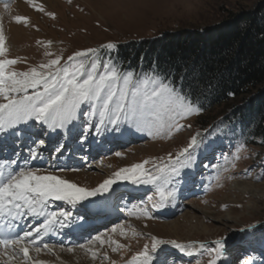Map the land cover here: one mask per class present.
Returning a JSON list of instances; mask_svg holds the SVG:
<instances>
[{
    "label": "rangeland",
    "instance_id": "obj_1",
    "mask_svg": "<svg viewBox=\"0 0 264 264\" xmlns=\"http://www.w3.org/2000/svg\"><path fill=\"white\" fill-rule=\"evenodd\" d=\"M8 1L6 8H10L11 3L18 0ZM19 1L29 6V15H22L17 11L13 17L25 16L27 23H16L15 18L12 20L10 18L5 23L0 10V27L3 29L6 49L0 59L18 60V63L11 66V70L17 72L38 68L40 64L58 56L61 57V65L71 64L72 62L68 61L69 56L88 49L98 51L95 56L90 54L88 58L77 57L75 63L83 61L87 67L96 59L100 65L109 62L115 65L112 57L118 46L153 43L168 35L179 38L196 33L202 35L253 11L262 2V0H56L58 4L53 2L54 5L50 4L51 7L45 0ZM49 6L54 8L50 9ZM12 22L21 29L20 35L18 34L20 40L24 39L18 44L9 45L6 27ZM28 35L29 37H26ZM109 43L115 47L108 49L106 45ZM120 70L132 71L128 68ZM28 94H32L31 89ZM83 109L80 114L82 123L80 126L84 132L80 135L84 140H97L110 134L113 137L123 135L126 128L134 130L126 123H122L118 129L107 125L97 133L98 114L95 116L89 114L94 111L90 105L85 104ZM226 111L221 107L214 108L210 113L201 110L199 114L181 120L183 128L180 131L174 130L170 136L163 133L149 135L145 132V136L148 137L139 138L142 139L140 141L130 139L126 147H119L110 152L112 149L109 146L106 155L96 158L95 162L88 163L86 159V166L78 171L73 168L58 171L47 169L53 174H85L82 183L84 186L90 185L94 188L121 168L130 167L144 160L162 163L169 154L175 156L187 147L191 138L197 134L198 139H204L203 146L194 150L196 156L194 167L185 170L183 182L176 185L179 191L175 201L161 209L153 208L148 197L154 196V189L147 185L150 189L136 200L132 216L121 219L104 230V234H107V236L103 234L104 239L111 238L127 247L113 252L111 248L115 245L110 247L106 243L100 246L97 243L99 252L96 259L91 257L93 261L101 264H112L113 261L115 264H128L134 255L143 251L144 245L150 247L152 237H156L161 240H175L185 245L193 242L203 243L208 249L216 248L215 241H223V257L218 264H246L248 259H252L255 264L260 262L264 264L254 245L264 244V232H259L262 227L264 228V146L259 140L253 145L234 140L232 132H240L241 126L233 122L227 126L230 121L225 118ZM205 121L208 124H204ZM35 125L41 129L40 124L35 122L34 127ZM132 136L134 138V135ZM121 137L123 136L116 137L117 142H125L118 140ZM24 141L25 145L30 144L28 137H25ZM54 152L53 150L52 153ZM116 153H121V156H117ZM114 159H117V165L113 164ZM145 167L151 169L152 164ZM131 185L133 184L128 181H120L114 184L113 188L124 190ZM173 205L176 207L173 215H160L163 212L167 213L164 210ZM145 207L151 219L141 214L140 210ZM169 211L171 212V209H168ZM137 216L140 218H136ZM171 224H176L177 228L170 232L165 228ZM118 225L124 227L126 237H122L119 231L111 233L110 230ZM254 234L257 236L253 237ZM162 248L174 249L170 244L163 245ZM104 253L108 255L107 260L104 259ZM250 253L251 257L245 258L246 254ZM174 255L177 259L174 258L172 264H197V261L200 264H208L210 259L209 253L198 247L193 256H187L178 249Z\"/></svg>",
    "mask_w": 264,
    "mask_h": 264
},
{
    "label": "snow or ice",
    "instance_id": "obj_2",
    "mask_svg": "<svg viewBox=\"0 0 264 264\" xmlns=\"http://www.w3.org/2000/svg\"><path fill=\"white\" fill-rule=\"evenodd\" d=\"M15 22L27 23V20L16 16ZM4 44L5 37L0 27V57L6 52ZM106 47L113 49L115 45L109 43ZM97 51H78L68 57L72 63L64 65L60 64L61 57L58 56L26 72L11 70L18 60L0 59V133L16 130L19 125H27L30 121L47 126L51 131L65 130L77 119L81 106L87 104L94 109L89 114L99 116L97 133L107 125L118 129L122 123H126L130 128L149 135L163 133L170 136L174 130L183 128L181 120L201 112V107L184 91L183 77L176 82L171 74L165 76L155 69L137 76L132 71H121L111 62L100 65L96 59L87 67L83 61L75 63L77 57L95 56ZM46 55L51 56L52 53ZM45 69L47 71H43ZM30 89L32 94H28ZM27 133L31 136L32 130H27ZM12 134L17 135L18 132ZM198 136L192 137L188 146L175 156L169 154L162 163L144 160L121 168L91 189L54 175L47 169L29 167V160L43 158L36 149H30L23 167L16 166L15 160L0 163V248L10 249L13 255L9 259L19 256L23 264H45L44 261L33 260L30 250L40 252L46 249L53 253L55 246L47 243L45 237L56 233L57 229L67 228L71 217L68 211L49 210L50 203L62 201L75 208L109 192L120 181L152 186L154 196L148 197L152 207L161 209L169 206L177 197L179 189L176 185L183 182L184 171L195 165L194 150L204 144V139H198ZM39 144L43 146L45 141L40 140ZM63 148V144H58L54 151L59 154ZM116 155L121 156V153ZM8 164L14 167L9 168ZM148 164H152L151 169L145 167ZM84 206L88 208L93 205ZM140 212L145 218H152L146 207ZM25 217L39 220L40 223L22 235L13 234L14 229L19 227L18 221ZM110 231H119L122 237L127 235L124 227L119 225ZM97 242L100 246L106 243L110 247L115 245L111 248L113 252L127 247L111 238L106 240L101 235L78 247L91 252L92 258L96 259L97 252L91 251L89 244L95 245ZM214 243L216 248L208 249L203 243L185 245L175 240L152 237L151 246L144 245L143 251L134 255L129 264H153L157 260L158 264H168L167 254L162 248L168 244L187 256H193L198 247L209 253L208 264H218L223 257L224 243ZM67 251L71 253L74 249L69 247ZM5 255H8L7 251ZM104 259H108L107 253H104ZM197 264L200 262L197 261ZM246 264H253V261L249 259Z\"/></svg>",
    "mask_w": 264,
    "mask_h": 264
},
{
    "label": "trees",
    "instance_id": "obj_3",
    "mask_svg": "<svg viewBox=\"0 0 264 264\" xmlns=\"http://www.w3.org/2000/svg\"><path fill=\"white\" fill-rule=\"evenodd\" d=\"M112 58L119 69L138 76L155 69L171 74L176 82L183 77L184 91L202 112L228 109L227 126H241L240 132H232L234 140L247 145L259 140L264 146V0L205 34L168 35L153 43L118 46Z\"/></svg>",
    "mask_w": 264,
    "mask_h": 264
},
{
    "label": "bare ground",
    "instance_id": "obj_4",
    "mask_svg": "<svg viewBox=\"0 0 264 264\" xmlns=\"http://www.w3.org/2000/svg\"><path fill=\"white\" fill-rule=\"evenodd\" d=\"M45 1L49 5L50 4L54 5V3L58 4V2L56 0H45ZM5 6L6 5H0V10L2 12V16L1 17H2V19H3V21L5 23H7L8 19L11 18V20H12L13 18H15L13 16H14V14L17 11H20V13H22V15L23 14L24 15L28 14V12H30L29 9H28L29 6L27 7L26 4H22V2H20L19 0L17 2H15V3H11L10 6L8 5L10 8H6ZM50 6L48 8H50V9L54 8V6H53V8H51L52 6L51 7ZM4 9H6V10H4ZM10 11H12L11 15L8 16V13H10ZM4 14H5V16H4ZM35 18H37V17H35ZM1 23H3V22H1ZM17 26H15V24H13V22H12L9 27H6V31H7V35H8V36H6V38L8 37L9 45L11 43L12 44H18V43H20V41H22L24 39V38H22L20 40V37L18 36V34H19V31H21V29H20V27H17ZM32 26H34V25H32ZM26 37H29V35L26 36ZM83 108H84V105L81 106L79 112L77 113V119L72 124L68 125L67 129H65V130H57V131H51V130L47 129L48 132H49L50 137L51 138H55V137H57L59 135H64V137L67 139L66 141H69L70 140L69 139V134L70 135L75 134L76 126H78L80 124V122H79L80 121V113L82 112ZM18 128H19L18 129L19 131L23 130L24 128H25V131L26 130H31V126L29 127L28 124L27 125H23V124L19 125ZM132 129H134V128H132ZM9 132H7L8 136H9ZM135 132H137V133L134 134V138L135 139L146 137L145 136L146 135L145 132H141V131H137V130H135ZM129 133L130 132H128V134L124 135L123 137H121L118 140L119 141L128 140V138H130V136H132ZM19 135H20V137L25 138L24 134H19ZM90 144L94 146L93 148L96 147V145H95L96 143L91 142ZM100 146L101 145L96 147V148L99 149V151H100V149H102V147H100ZM41 156L43 157L42 159L31 160V161L39 164V163H43L44 161L48 160V159H46V156H44V153L41 154ZM61 160H62V162H64V165L61 166V167L66 166L67 165V160H65V159H61ZM116 162H117V159H114L113 164L117 165ZM54 175H57V176H59L61 178H64V179H67V180H69L71 182H74V183L80 185V186H83V187L91 189L90 185L84 186L85 184L82 183V180L84 179L83 176H85V174H83V175L80 174L79 175V174H75V173H72V174L58 173V174H54ZM133 187H135V190L140 189V188H144V187L141 186V184H139V185L134 184L133 186L129 187L128 190L132 189ZM113 192H114V190L111 189L109 192H107V193H105L103 195H98L96 197H93L92 199L93 200H101L103 197H108L107 195L110 196ZM174 228H177L176 224H171V225L167 226L165 229H167V230H169L171 232ZM100 235L103 238V233L100 234ZM89 249H91V251H96L97 253L99 252L97 250V244H95V245L89 244ZM6 251H7L8 255H5V252H3L2 255H0V264H23V260L19 256L15 257L14 259H9V257L12 256L13 254H12L11 250H6ZM30 255L32 256L33 260L44 261L45 264H101L100 262H96V261H93V259H91V257H92L91 256V252L86 251L84 249H81L79 247H74V251L71 252V253L67 251V248H63L62 246H60V247L59 246H55L53 253H49L46 249H42L40 252H36L34 250H30Z\"/></svg>",
    "mask_w": 264,
    "mask_h": 264
}]
</instances>
